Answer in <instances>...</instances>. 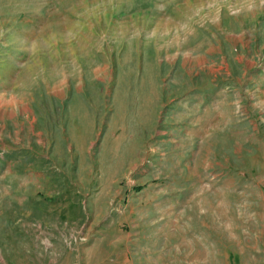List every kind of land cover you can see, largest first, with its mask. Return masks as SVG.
<instances>
[{"label": "rangeland", "instance_id": "374dc122", "mask_svg": "<svg viewBox=\"0 0 264 264\" xmlns=\"http://www.w3.org/2000/svg\"><path fill=\"white\" fill-rule=\"evenodd\" d=\"M0 38V264H264V0H0Z\"/></svg>", "mask_w": 264, "mask_h": 264}, {"label": "crops", "instance_id": "0c3cea01", "mask_svg": "<svg viewBox=\"0 0 264 264\" xmlns=\"http://www.w3.org/2000/svg\"><path fill=\"white\" fill-rule=\"evenodd\" d=\"M1 40V38H0ZM8 55L5 52H0V81L4 82L7 81V83H10L11 81V71H10V60H8ZM2 97L0 96V104H2ZM6 103L3 102V105ZM8 105V104H7Z\"/></svg>", "mask_w": 264, "mask_h": 264}]
</instances>
